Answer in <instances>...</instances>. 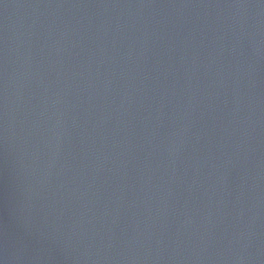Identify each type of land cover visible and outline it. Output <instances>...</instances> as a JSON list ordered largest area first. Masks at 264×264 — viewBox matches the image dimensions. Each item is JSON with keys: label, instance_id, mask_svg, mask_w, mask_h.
I'll return each instance as SVG.
<instances>
[{"label": "water", "instance_id": "water-1", "mask_svg": "<svg viewBox=\"0 0 264 264\" xmlns=\"http://www.w3.org/2000/svg\"><path fill=\"white\" fill-rule=\"evenodd\" d=\"M0 264H264V0H0Z\"/></svg>", "mask_w": 264, "mask_h": 264}]
</instances>
